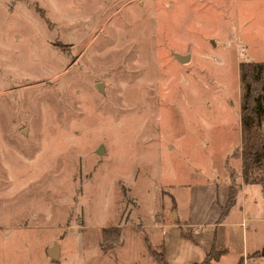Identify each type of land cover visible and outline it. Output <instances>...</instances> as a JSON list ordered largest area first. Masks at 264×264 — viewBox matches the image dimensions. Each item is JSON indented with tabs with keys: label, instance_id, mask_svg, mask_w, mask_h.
<instances>
[{
	"label": "rangeland",
	"instance_id": "374dc122",
	"mask_svg": "<svg viewBox=\"0 0 264 264\" xmlns=\"http://www.w3.org/2000/svg\"><path fill=\"white\" fill-rule=\"evenodd\" d=\"M241 61H264V0H0V264H147L144 236L161 251L176 233L154 214L200 176L227 180L237 204L183 239L185 257L218 239L216 264H264ZM250 117L249 145L264 139V113Z\"/></svg>",
	"mask_w": 264,
	"mask_h": 264
},
{
	"label": "crops",
	"instance_id": "0c3cea01",
	"mask_svg": "<svg viewBox=\"0 0 264 264\" xmlns=\"http://www.w3.org/2000/svg\"><path fill=\"white\" fill-rule=\"evenodd\" d=\"M240 114V112H239ZM221 129H216V132H208V134H218L220 135ZM240 133V119H239V130H238V136ZM214 137L209 139H206V144H224L228 143L226 140L229 139L227 137H221L216 138L215 141H213ZM241 140V136H240ZM207 148L208 145H207ZM215 150V149H214ZM200 176V175H199ZM192 187L189 188L186 196L183 195V197H179L176 195H172L170 192L171 198H169V202L165 204L164 207H161L157 214H154L156 220L153 221V225H156L160 229L171 227L176 228L174 231L175 234L172 235V239H169L167 236H163L159 238V235L157 236V239L159 238L162 242V255L163 258L166 259L168 264H185V260L187 261V264H195L201 262L205 255L209 252L210 249H213L214 251L219 252L218 258H213L210 260L209 264H216L220 258L222 253L225 251L226 248H220L222 246L218 245V239L213 243H209L208 248L204 250V256L203 258H199L198 251L191 252L190 259H187L185 257V243L183 242L184 238H193L192 234L196 230H208L209 228L213 227L214 231L213 233L217 232V229H220L224 227V223H226V219L229 217L230 214L234 212V209L236 208L237 204V196L235 199V202L227 209L228 211L221 219H218L220 216V206H223V204L226 202L228 198V188H229V182L227 180H212L209 178H205L200 176L198 177V180L194 181ZM186 185H189L190 183H183ZM185 185V186H186ZM242 187L239 188V191ZM172 208V212L170 211L171 218L173 221L165 220L164 218V210H168L169 208ZM176 219V221H174ZM206 228V229H205ZM120 236V234H119ZM147 237V236H146ZM148 241L149 238L147 237ZM158 239V240H159ZM144 241V239H143ZM150 243V241H149ZM152 245V243H151ZM264 245V244H263ZM262 245V246H263ZM154 247V245H152ZM146 247V245H145ZM155 248V247H154ZM157 249V248H156ZM258 249H255L253 252H255ZM246 254H248L246 252ZM264 253L260 254L263 255ZM198 256V257H197ZM256 256V255H255ZM264 256V255H263ZM241 258V260H240ZM238 260V264H245V258L243 255H241ZM151 258V262L147 264H158L156 260L153 262ZM200 259V260H196ZM246 259H248V256H246ZM172 261V262H171Z\"/></svg>",
	"mask_w": 264,
	"mask_h": 264
},
{
	"label": "trees",
	"instance_id": "16d2710c",
	"mask_svg": "<svg viewBox=\"0 0 264 264\" xmlns=\"http://www.w3.org/2000/svg\"><path fill=\"white\" fill-rule=\"evenodd\" d=\"M238 71L241 74V80L244 87L246 88V95L244 98V103L240 109V133H241V146L244 148L242 152V163L252 160L253 158H260L264 156V139L256 140L251 145H249V127L251 123V114H263L264 107L262 105V99L264 94V61L263 62H253V61H241L238 65ZM236 190L232 185L228 188V198L223 206H220V216L221 219L224 214L228 211L227 209L235 202ZM106 227L102 228V236L106 234ZM117 229V230H115ZM114 229L115 238L117 239L120 234V228L117 226ZM144 243L146 244L147 250L153 258H155L158 264H168L166 259L163 258L161 251H156L151 243H149L146 236H144ZM219 252L210 249L205 255V258L198 264H209L210 260L213 258H218Z\"/></svg>",
	"mask_w": 264,
	"mask_h": 264
},
{
	"label": "water",
	"instance_id": "95a60500",
	"mask_svg": "<svg viewBox=\"0 0 264 264\" xmlns=\"http://www.w3.org/2000/svg\"><path fill=\"white\" fill-rule=\"evenodd\" d=\"M171 54H172V57H174L175 59H177L178 61H180L182 63L188 61V59H189L188 58V55H182V54H179L178 52H175V51H173ZM95 87H96V89L101 90L100 82H97L96 85H95ZM58 247L59 246L57 245V242H54L51 245V247H49L46 250L47 255L49 257H51L52 259H56L57 258V255H58Z\"/></svg>",
	"mask_w": 264,
	"mask_h": 264
}]
</instances>
